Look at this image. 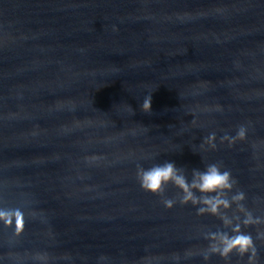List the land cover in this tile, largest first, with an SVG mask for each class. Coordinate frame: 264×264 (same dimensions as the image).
Wrapping results in <instances>:
<instances>
[{
    "label": "water",
    "instance_id": "1",
    "mask_svg": "<svg viewBox=\"0 0 264 264\" xmlns=\"http://www.w3.org/2000/svg\"><path fill=\"white\" fill-rule=\"evenodd\" d=\"M166 161L230 170L264 217V0H0V208L24 213L0 264H247L205 261L218 217L141 189Z\"/></svg>",
    "mask_w": 264,
    "mask_h": 264
},
{
    "label": "clouds",
    "instance_id": "2",
    "mask_svg": "<svg viewBox=\"0 0 264 264\" xmlns=\"http://www.w3.org/2000/svg\"><path fill=\"white\" fill-rule=\"evenodd\" d=\"M131 108V107H130ZM142 109L145 112L151 110V95L144 98ZM248 127L240 125L235 136L225 133L220 139L228 141L229 145L236 140H245ZM216 133L212 132L206 138L212 148ZM203 147V145H201ZM136 178L141 189L145 192L159 195L166 209H172L177 203L191 205L196 209L197 216L212 215L221 221V227L215 231H206L203 238L208 242L202 250L205 261L212 255L229 258L237 255L240 258L247 257V264H258V250L255 241H264V231L257 230L255 238L251 232L242 230V226L264 225V217L255 216L253 211L245 205L246 194L243 190L234 189L237 180L230 170L223 169L217 163H209L203 169H193L189 179L174 161H166L163 164H155L148 168L137 165ZM173 185L178 189L175 197L163 195L166 185ZM235 204V208L233 205ZM0 222L5 226L13 227V235L21 236L24 228V213L20 209L0 208ZM186 256L193 253L187 251ZM37 258L43 259L40 254ZM109 258L105 255L98 257L99 262H105ZM179 259V257H176Z\"/></svg>",
    "mask_w": 264,
    "mask_h": 264
}]
</instances>
